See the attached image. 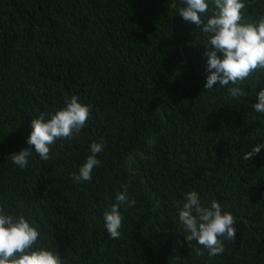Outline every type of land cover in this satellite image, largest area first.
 I'll return each instance as SVG.
<instances>
[{
    "label": "trees",
    "instance_id": "1",
    "mask_svg": "<svg viewBox=\"0 0 264 264\" xmlns=\"http://www.w3.org/2000/svg\"><path fill=\"white\" fill-rule=\"evenodd\" d=\"M243 2L245 22L264 16V0ZM181 6L0 0V205L30 218L63 264H264V148L243 159L264 143V114L251 107L256 77L241 100L230 86L206 90L207 37ZM72 95L92 106L79 137L50 145L47 161L33 149L25 169L14 165L32 119ZM93 141L104 144L100 164L76 182ZM124 186L136 203L120 206L112 239L103 214ZM191 191L235 217L222 254L198 256L202 246L185 241L178 205Z\"/></svg>",
    "mask_w": 264,
    "mask_h": 264
},
{
    "label": "clouds",
    "instance_id": "2",
    "mask_svg": "<svg viewBox=\"0 0 264 264\" xmlns=\"http://www.w3.org/2000/svg\"><path fill=\"white\" fill-rule=\"evenodd\" d=\"M179 16L185 21L201 28L207 37L204 46L207 57L208 73L204 88L210 90L219 84L226 86L231 97L241 100L248 96L243 85L256 77V86L264 84V16L255 22H245L243 11L246 4L243 0H181ZM176 7L175 4L172 5ZM261 74V75H258ZM256 86L252 94L258 102L251 107L259 114H264V88L258 92ZM65 107L54 110L53 113H40L31 121L32 131L27 139L28 148L12 153L8 159L21 169H25L28 157L35 153L42 160L50 159V145L58 139L72 140L78 138L81 130L87 126L92 106L80 101V97L72 95L65 98ZM50 116V118H48ZM103 142L93 141L90 146L91 155L80 166L79 174L73 173L76 182L91 181L94 167L100 164L97 154L102 152ZM264 143L255 145L251 151L244 154V160H251ZM109 210H105L104 224L112 239L121 235L123 216L120 206L125 209L135 205V200L129 199L127 186L118 192ZM179 221L185 235V241H192L202 247H196V255L203 257L205 250L209 258L222 254L225 250L224 241H235L237 229L235 217L222 210L221 204L212 200L210 207L201 204L196 191L185 194L182 206H179ZM41 232L37 226L24 215L9 214L0 205V264H63V259L56 249L46 246L40 239Z\"/></svg>",
    "mask_w": 264,
    "mask_h": 264
}]
</instances>
